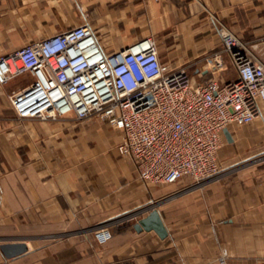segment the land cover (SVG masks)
Returning <instances> with one entry per match:
<instances>
[{
    "label": "crops",
    "instance_id": "obj_1",
    "mask_svg": "<svg viewBox=\"0 0 264 264\" xmlns=\"http://www.w3.org/2000/svg\"><path fill=\"white\" fill-rule=\"evenodd\" d=\"M218 23L264 62V0H0V55L88 24L104 53L150 38L194 81L225 82L237 72ZM214 54L223 66L212 71ZM32 81L24 73L0 85V243L28 245L12 259L0 251V264H264V102L260 117L223 133L217 178L146 188L115 149L121 133L98 118L19 117L8 97ZM153 200L164 239L134 230L148 211L117 221ZM99 228L111 235L104 244Z\"/></svg>",
    "mask_w": 264,
    "mask_h": 264
},
{
    "label": "built area",
    "instance_id": "obj_2",
    "mask_svg": "<svg viewBox=\"0 0 264 264\" xmlns=\"http://www.w3.org/2000/svg\"><path fill=\"white\" fill-rule=\"evenodd\" d=\"M217 33L236 69L233 80L194 81L185 67L163 62L150 38L104 53L90 26L81 24L0 55V85L33 76L8 97L19 117L55 121L74 113L119 131L115 149L132 161L146 188L183 177L200 187L220 175L224 130L260 117L264 102V62L222 23ZM222 66L218 54L209 57L208 70ZM94 237L104 244L111 235L99 228Z\"/></svg>",
    "mask_w": 264,
    "mask_h": 264
},
{
    "label": "water",
    "instance_id": "obj_3",
    "mask_svg": "<svg viewBox=\"0 0 264 264\" xmlns=\"http://www.w3.org/2000/svg\"><path fill=\"white\" fill-rule=\"evenodd\" d=\"M226 133V130H224ZM148 213L140 217L134 224L133 228L137 232L154 231L157 236L164 239L167 235V229L158 212L156 205L148 208ZM0 251L6 259H12L28 251V245L24 240L6 241L0 243Z\"/></svg>",
    "mask_w": 264,
    "mask_h": 264
},
{
    "label": "rangeland",
    "instance_id": "obj_4",
    "mask_svg": "<svg viewBox=\"0 0 264 264\" xmlns=\"http://www.w3.org/2000/svg\"><path fill=\"white\" fill-rule=\"evenodd\" d=\"M182 179H187V180H188V183H189V181H190V179H189L188 177H183ZM202 186H203V185H202ZM202 186H200V187H202ZM158 202H159L158 200L150 201V202L148 203V205L145 207L144 210H142V208H143V207H142V208L138 211V213H136V214H134V215H131V216H129V217H125V216L120 217V218H122V219L119 218L117 221H120V220H123L124 222L127 221V220L132 221V220L136 219L138 216H140L143 212L148 211V210H147L148 208L152 207L153 205H157ZM93 235H94V232H93ZM94 239H95V237H94ZM95 240H96V239H95Z\"/></svg>",
    "mask_w": 264,
    "mask_h": 264
}]
</instances>
